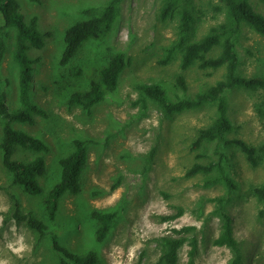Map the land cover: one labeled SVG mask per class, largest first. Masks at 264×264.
<instances>
[{
    "label": "rangeland",
    "instance_id": "rangeland-1",
    "mask_svg": "<svg viewBox=\"0 0 264 264\" xmlns=\"http://www.w3.org/2000/svg\"><path fill=\"white\" fill-rule=\"evenodd\" d=\"M23 20H37L42 49L27 55L33 65L28 101L43 110L44 117L33 115V123L13 121L10 127L41 140L47 153H36L20 146L12 160L24 164L43 157L45 171L39 178L41 193L29 195L11 186V176L2 165L0 150V264H59L48 236L17 224L12 217L17 201L22 213H32L57 236L59 245L76 256L97 253L101 264H158L162 248L157 239L174 236L173 229L194 227L185 235L176 264H188L190 242H196L192 264H227L229 249L213 245L221 221L216 214L217 200L227 196V186L213 168L208 174L187 176L199 164L215 165L221 156L225 174L236 188L230 203H224L233 220V234L242 251L241 264H264V204L253 190L264 184V87L255 90L235 88L224 94L227 116L233 125L223 141L204 143L194 150L199 130L208 128L217 117L216 105L184 111L165 117L160 107L144 98L139 87L160 85L171 101L202 93L226 73L198 67V62L182 70V53L176 50L163 63L167 49L179 35L180 13L192 16L188 43L201 40L214 28L228 24V9L223 0H179L178 12L162 20L163 0H119L111 30L98 40L85 42L65 66L60 59L65 48V31L74 23L97 17L112 0H15ZM253 10L264 16L261 0H248ZM3 24L0 18V25ZM0 37L4 52L0 59V97L8 111L23 106L19 97L18 65L13 57L14 28L3 29ZM238 56L237 75L264 80V36L241 23L234 37ZM215 46L208 58H215ZM117 53L127 62L114 91L87 113L70 106L69 98L85 92L91 80ZM182 77L186 91L176 87ZM4 120L0 117V143ZM86 142L87 161L76 195L65 193L58 200L54 221L49 222L44 200L60 181L59 161L73 152V142ZM232 140L244 141L256 149L259 160L251 166ZM204 155V157H199ZM226 204V205H225ZM182 209L172 221L162 218ZM92 211L115 212L117 217L105 240L95 239L97 222Z\"/></svg>",
    "mask_w": 264,
    "mask_h": 264
},
{
    "label": "trees",
    "instance_id": "trees-1",
    "mask_svg": "<svg viewBox=\"0 0 264 264\" xmlns=\"http://www.w3.org/2000/svg\"><path fill=\"white\" fill-rule=\"evenodd\" d=\"M29 1L36 2L37 0ZM223 1L227 5L229 23L212 29L204 38L193 43L187 42V37L191 30L192 16L187 10L182 9L179 11L180 27L178 39L175 44L167 49L163 63L169 61L178 49L182 53V70L198 62V67L202 70L225 68L224 78L202 93H198L193 97L177 98L175 101H171L168 98L160 85L144 84L139 87L143 97L155 102L165 117L199 109L209 104L216 105L217 117L211 126L199 130L193 143L194 150L201 148L204 143L223 141L224 137L233 130V125L227 116V102L224 97L226 92L235 88L255 90L264 87V80L261 78H245L237 75L238 56L234 48V37L239 31L241 23H246L255 33L264 36V16L256 13L248 3V0ZM118 2L119 0L110 1L97 17L76 22L65 31V48L61 55L60 66L68 64L85 42L101 39L111 30L117 15ZM178 2L179 0H163V9L160 15L163 21L178 12ZM261 2L264 4V0H261ZM0 18L3 22L0 25V33L6 28H14L16 30L13 57L18 65L19 97L23 106L22 109L10 113L5 104L4 96L0 97V117L4 120L3 136L0 143L2 165L11 176V186L20 187L26 194L38 195L42 191L39 178L43 176L45 171L43 157H37L30 163L24 164L12 160V155L16 146L36 153H47L48 147L41 140L12 129L10 123L16 121L32 124L33 115L45 116L43 110L28 101L33 65L37 62L27 55V52L31 49H42L44 41L37 28L36 18H32L29 23H26L15 0H0ZM218 45L221 46L220 54L215 58H208L207 54ZM3 52L4 42L0 37V59ZM126 64L124 55L117 53L99 71L98 78L91 80L88 89L85 92L73 94L69 98L68 104L70 106H79L89 113L92 107L104 99L106 92L115 90L119 75ZM175 86L186 91L187 86L182 77L177 79ZM226 144L237 146L244 153L251 166L256 167L258 165L259 160L256 158L257 151L255 148L241 140H232L226 142ZM73 146V152L59 161L61 167L60 181L47 194L43 203L45 215L49 222L55 219L58 200L65 193L76 195L80 191L79 182L87 161L86 142L75 140ZM258 150L264 154V145ZM199 157H204V155H199L197 158L199 159ZM213 168L219 171L220 176L215 181L211 180V183L222 181L227 186V197L217 200L220 206L216 209V214L220 218L221 226L218 236L213 241V245L229 249L231 258L227 264H241L242 251L233 234V220L224 206V203H230V195L236 186L225 174L221 165V156L215 165H193L187 172V176L198 173L206 175ZM253 193L264 204V184L255 187ZM14 208L12 217L17 224L25 223L29 229L37 232L40 237H49L51 249L58 256L59 264H101L95 252H88L84 256L71 254L59 245L55 234L48 233L47 226L43 222L36 219L32 213H22L17 201L14 203ZM182 214V209L179 208L175 214L163 217L162 220L172 221L180 218ZM91 217L97 222L95 239L98 243H101L112 228L117 214L115 212L92 211ZM194 230V227L185 226L178 230L173 229L172 233L174 236L172 237L164 236L157 239L156 241L162 248L158 264H176L178 251L187 240L185 235L193 233ZM190 246L188 264L193 263L196 242L192 240Z\"/></svg>",
    "mask_w": 264,
    "mask_h": 264
}]
</instances>
